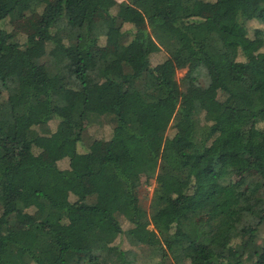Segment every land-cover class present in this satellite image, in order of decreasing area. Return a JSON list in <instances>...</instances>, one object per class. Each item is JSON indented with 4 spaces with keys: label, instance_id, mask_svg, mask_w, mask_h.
Listing matches in <instances>:
<instances>
[{
    "label": "trees",
    "instance_id": "16d2710c",
    "mask_svg": "<svg viewBox=\"0 0 264 264\" xmlns=\"http://www.w3.org/2000/svg\"><path fill=\"white\" fill-rule=\"evenodd\" d=\"M263 24L264 0H0V264H264Z\"/></svg>",
    "mask_w": 264,
    "mask_h": 264
},
{
    "label": "rangeland",
    "instance_id": "374dc122",
    "mask_svg": "<svg viewBox=\"0 0 264 264\" xmlns=\"http://www.w3.org/2000/svg\"><path fill=\"white\" fill-rule=\"evenodd\" d=\"M200 12H207L209 8L204 5L203 8L199 9ZM35 15L29 16V17H23L20 19H11L9 17L5 18L3 21L4 26L10 30L11 32L17 34L20 38H24L25 34L31 31L35 25ZM251 25L255 26L258 22L251 20ZM264 26V24H263ZM186 69H179L177 70L176 76L177 78L181 77L183 74H185ZM89 131L93 134V136L97 137H107L109 135V128L107 126L103 127H91ZM167 132V131H166ZM42 155L46 156L48 155L47 152L41 151ZM154 182L148 186V195H150L152 187ZM122 246H127L126 240H122L121 242ZM144 258H140L138 261H136V264H143L142 260Z\"/></svg>",
    "mask_w": 264,
    "mask_h": 264
}]
</instances>
